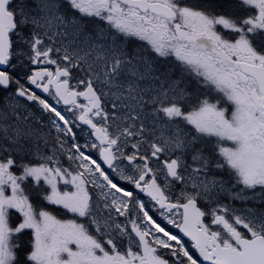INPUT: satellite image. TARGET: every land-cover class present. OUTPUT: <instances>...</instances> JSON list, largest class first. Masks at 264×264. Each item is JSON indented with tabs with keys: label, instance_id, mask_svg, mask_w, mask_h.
<instances>
[{
	"label": "snow or ice",
	"instance_id": "obj_1",
	"mask_svg": "<svg viewBox=\"0 0 264 264\" xmlns=\"http://www.w3.org/2000/svg\"><path fill=\"white\" fill-rule=\"evenodd\" d=\"M0 264H264V0H0Z\"/></svg>",
	"mask_w": 264,
	"mask_h": 264
}]
</instances>
